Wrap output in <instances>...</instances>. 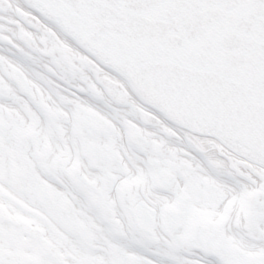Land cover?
Listing matches in <instances>:
<instances>
[{
    "label": "snow or ice",
    "instance_id": "1",
    "mask_svg": "<svg viewBox=\"0 0 264 264\" xmlns=\"http://www.w3.org/2000/svg\"><path fill=\"white\" fill-rule=\"evenodd\" d=\"M0 264H264V0H0Z\"/></svg>",
    "mask_w": 264,
    "mask_h": 264
}]
</instances>
